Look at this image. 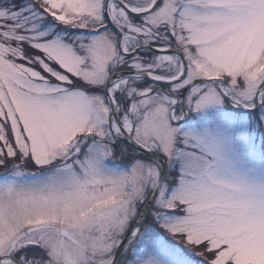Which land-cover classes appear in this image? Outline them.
Segmentation results:
<instances>
[{
  "label": "snow or ice",
  "instance_id": "6c2138e0",
  "mask_svg": "<svg viewBox=\"0 0 264 264\" xmlns=\"http://www.w3.org/2000/svg\"><path fill=\"white\" fill-rule=\"evenodd\" d=\"M0 264H264V0H0Z\"/></svg>",
  "mask_w": 264,
  "mask_h": 264
},
{
  "label": "rangeland",
  "instance_id": "374dc122",
  "mask_svg": "<svg viewBox=\"0 0 264 264\" xmlns=\"http://www.w3.org/2000/svg\"><path fill=\"white\" fill-rule=\"evenodd\" d=\"M257 143L259 144V140L257 141Z\"/></svg>",
  "mask_w": 264,
  "mask_h": 264
}]
</instances>
